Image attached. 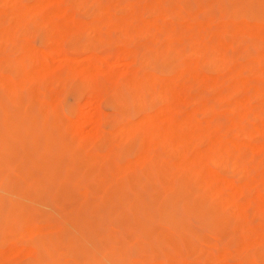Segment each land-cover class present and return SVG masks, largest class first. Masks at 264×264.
Returning <instances> with one entry per match:
<instances>
[{
  "label": "rangeland",
  "instance_id": "obj_1",
  "mask_svg": "<svg viewBox=\"0 0 264 264\" xmlns=\"http://www.w3.org/2000/svg\"><path fill=\"white\" fill-rule=\"evenodd\" d=\"M0 264H264V0H0Z\"/></svg>",
  "mask_w": 264,
  "mask_h": 264
},
{
  "label": "bare ground",
  "instance_id": "obj_2",
  "mask_svg": "<svg viewBox=\"0 0 264 264\" xmlns=\"http://www.w3.org/2000/svg\"><path fill=\"white\" fill-rule=\"evenodd\" d=\"M108 66H118L119 64H118V62H115V63H113V64H107ZM3 110V109H2ZM4 112V111H3ZM7 114V113H6ZM6 114H5V116H6ZM15 114V113H14ZM28 114V113H27ZM26 114V115H27ZM26 115H25V117H26ZM12 117V116H11ZM29 117V116H28ZM23 121V120H22ZM14 126H15V124H13ZM4 126H5V124H4ZM24 127V126H23ZM22 127V128H23ZM16 128V127H15ZM11 133V132H10ZM12 135V134H11Z\"/></svg>",
  "mask_w": 264,
  "mask_h": 264
}]
</instances>
